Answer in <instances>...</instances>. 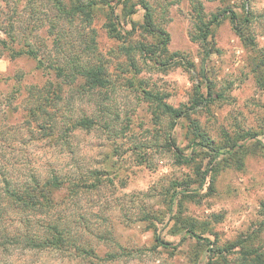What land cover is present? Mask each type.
Returning a JSON list of instances; mask_svg holds the SVG:
<instances>
[{
  "label": "rangeland",
  "instance_id": "374dc122",
  "mask_svg": "<svg viewBox=\"0 0 264 264\" xmlns=\"http://www.w3.org/2000/svg\"><path fill=\"white\" fill-rule=\"evenodd\" d=\"M27 1L0 0L17 29L31 28ZM141 1L131 0L136 13L129 18L113 3L123 40L109 36L104 12L92 24L113 90L82 94L76 83L62 92L56 115L95 117L91 130L65 134L71 127L61 118L53 137L35 130L27 112L29 88L43 87L53 74L37 69L31 57L13 59L0 48V169L23 178L52 165L85 181L90 189L76 199L62 191L59 211L74 222L79 243L94 250L0 249V264H241L243 250L264 260V0H145L157 27L170 36L172 64L135 54L134 71L123 47L163 40L141 29L129 34L131 21L144 23ZM193 2L207 17L222 10L238 16L236 26L228 14L213 28L207 59L202 43L191 38ZM40 27L27 42L41 43L40 53L55 57L54 36ZM21 35L15 47H21ZM143 89L188 115L174 120L156 113ZM2 180L0 172V190ZM14 221L8 217L9 225Z\"/></svg>",
  "mask_w": 264,
  "mask_h": 264
},
{
  "label": "trees",
  "instance_id": "16d2710c",
  "mask_svg": "<svg viewBox=\"0 0 264 264\" xmlns=\"http://www.w3.org/2000/svg\"><path fill=\"white\" fill-rule=\"evenodd\" d=\"M114 2L119 6L122 5L125 18L132 17L136 13L135 6L130 5L131 0H28L25 11L29 19L27 26L31 25V28L21 26L20 29H17L14 22H11L13 17L11 10L5 12L0 8V17L4 16L2 20L0 18V48L2 52H7L13 59L22 56L31 57L37 61V69L47 71L49 75L53 74V80H48L41 88L30 87L28 94L32 102L27 111L28 116L31 122H36L35 130L43 132L49 138L55 135L60 118L65 126L71 127L69 131L64 130L65 134L77 129L91 130L96 124V119L92 116L86 115L80 119H73L71 114L61 117L56 115L59 111V103L62 101L64 88H70L77 83L82 94H92L95 91L109 93L113 90L114 81L110 77L108 64L104 62L98 52V32L92 27V24L97 13L104 12V27L109 36L123 40L119 28L120 18L116 14ZM138 5L145 10L144 23L138 25L131 21L132 31L129 34L132 35L134 31L141 29L143 35H154L159 42L163 40L158 46L142 40L132 43L128 47L124 46L122 51L127 54L128 68L138 71L135 54L150 57L151 60L158 61L157 64L160 66L172 64L171 55L167 49L170 41L169 34L163 28L157 27L154 11L147 1L142 0ZM228 14H230L232 25L236 26L238 16L234 11L222 10L207 17L203 5L198 2L194 3L193 20L195 23L191 38L195 42L202 43L205 48V59L214 50L208 48L213 28L219 25ZM42 25L48 26V33L54 36L55 57H52L50 53H40L41 43L32 46L27 42L29 36L34 32V28H41ZM18 33L22 34L23 42L19 41L21 47H15ZM2 34L5 35V38L1 37ZM74 35L76 36L74 37ZM142 93L147 100L154 104L156 113L167 115L174 120L188 115L187 110L173 108L164 103L163 97L153 95L145 89L142 90ZM99 108H101L100 112L104 113L102 107ZM248 136V138H252L251 135ZM235 147L236 143L225 148L234 149ZM0 172L3 178L0 190L1 250L5 252L21 250L31 253L54 250L71 255H75V252L86 255L94 253V250L79 243L76 236L72 234L74 222L71 225V222L62 217L59 211V206H61L59 195L62 191L67 189L66 199L69 201L76 199L75 197L82 189L87 188L85 192L90 189L85 181L78 180L73 174L62 173L52 165L34 169L30 175L27 174L23 178L6 176L5 171H1V169ZM206 174L202 173L203 179ZM96 175V172H93L92 178L99 182V176ZM8 217L13 221L16 218V224L9 225ZM237 244L242 243L238 241ZM231 246H233L232 248L236 247L235 244ZM110 256L115 257L116 255L110 254ZM251 260L254 264H264L262 254L257 251L243 250L241 264H251Z\"/></svg>",
  "mask_w": 264,
  "mask_h": 264
}]
</instances>
